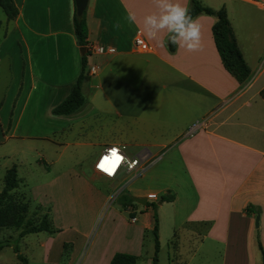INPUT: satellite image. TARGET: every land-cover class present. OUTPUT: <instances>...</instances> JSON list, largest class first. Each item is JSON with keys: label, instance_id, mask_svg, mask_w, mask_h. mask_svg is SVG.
<instances>
[{"label": "crops", "instance_id": "obj_1", "mask_svg": "<svg viewBox=\"0 0 264 264\" xmlns=\"http://www.w3.org/2000/svg\"><path fill=\"white\" fill-rule=\"evenodd\" d=\"M13 2L18 10L13 20L0 8L4 168L16 166L19 172L21 166L35 162L43 171L59 175L62 180L56 187L66 186L70 193L76 185L74 173L88 174L92 181L101 177L93 164L109 146L144 153L152 160L165 150L173 151L188 182L189 197L183 202L185 211L174 212L170 219L169 264H263L264 101L259 93L264 88V40L246 37L228 13L251 72L240 85L217 54L212 36L216 17L194 18L201 26L202 50L175 48L171 53L167 45L143 33V17L156 11L153 0H89L84 11L87 42L113 53H89L82 82L85 103L72 114L57 116L53 108L69 95L82 69L73 28L75 1ZM174 2L186 8L190 4V0ZM128 13L135 14L136 24L126 22ZM139 30L150 47L147 52L134 46ZM162 37L166 41V34ZM197 123L204 125L191 133ZM127 180L117 178L109 184L104 180V194L89 182L80 184V189L90 199L98 197L103 206L112 190L123 189ZM27 182L21 179L14 191L23 201ZM162 190L135 186L126 192L147 198V205L150 194L158 198V193L169 191ZM175 203L176 199L162 203L157 212ZM146 205L129 204L128 213H140L131 212L134 235L122 238V245L112 252L104 250L102 264H109L116 253L134 255L138 263L139 235L154 226L153 210ZM249 207L252 211L247 212ZM62 235L43 238L42 262L52 259L48 242L73 239L71 234Z\"/></svg>", "mask_w": 264, "mask_h": 264}, {"label": "rangeland", "instance_id": "obj_2", "mask_svg": "<svg viewBox=\"0 0 264 264\" xmlns=\"http://www.w3.org/2000/svg\"><path fill=\"white\" fill-rule=\"evenodd\" d=\"M252 1L253 3L244 0H201V4L216 11L224 8L227 16L229 13L234 23L241 25L246 37L250 35L262 41L264 40V0ZM262 63H264V58H262ZM124 153L129 158L136 155L133 150H125ZM4 163V161L0 162V191L4 186L6 171L13 167L4 168ZM34 164L35 162H32L31 167L28 164L21 166L17 172L20 182L21 179L28 181L23 189L25 202L28 204L27 219L32 220L34 224H39L43 217L47 216L49 226L54 233L40 232L20 237L19 229L0 228V242L5 244L0 250V264H102L100 255L104 250L112 252L122 245L120 242L122 238L126 235H134L133 225H129L132 215L120 205L117 196L127 188L135 186H141L150 191L165 188L169 191L158 193V199L166 194H171L176 199L175 204L163 205L157 212L160 250L156 264H169L168 247L172 239L171 235H173L170 219L174 212L185 211L183 202L189 197L188 182L173 151L161 152L141 176L134 179V182L131 180L132 183H129L130 175L127 176L123 171L120 172L117 178L125 177L128 180L122 184L124 187L121 188L122 191L118 187L112 190L110 199L103 206L100 205L98 197L90 199V195L80 189V184L89 182L95 190L104 194L107 188V184L104 183L107 179L104 177L97 176L99 179L92 181L88 178V174L74 173L76 185L69 193L66 186L56 187L62 180L59 179V175L49 174ZM29 171L32 172L27 173ZM107 183H112V180L108 179ZM151 203L156 202L148 200V204ZM137 208L141 207L137 206ZM131 212L134 215H140L138 211L132 210ZM62 233V237L65 234H71L73 239L68 242L61 239L58 244L48 242L46 246L52 252V259L50 263L42 262L40 243L43 238L46 236L55 238ZM152 235V230L139 235L140 258L137 264H153L154 236ZM50 245L53 246L50 247ZM14 247L26 263L17 258Z\"/></svg>", "mask_w": 264, "mask_h": 264}, {"label": "trees", "instance_id": "obj_3", "mask_svg": "<svg viewBox=\"0 0 264 264\" xmlns=\"http://www.w3.org/2000/svg\"><path fill=\"white\" fill-rule=\"evenodd\" d=\"M0 8L4 11L8 20L17 18L18 10L13 0H0ZM190 15L195 18L200 15L214 16L217 21L212 26L213 41L217 50V54L221 59V63L224 69L233 76L236 81L241 85L244 84L250 76V68L245 62L235 38L232 26L230 24L227 12L224 8L214 10L208 6L201 4V0H190L189 4ZM73 28L74 35L77 44L80 47H86L88 31L86 24L85 12L82 15L77 16L76 12L73 16ZM168 51L173 53L175 46L168 44ZM89 55L87 52L82 57V69L77 81L75 82L69 95L56 107L53 108V115H69L78 110L84 103L85 97L82 93V82L84 78L86 68V57ZM261 99L264 101V88L259 93ZM16 167L8 169L4 176V186L0 191V228H15L20 230V237L27 234L48 232L54 233L49 226L47 216H44L39 224H34L32 220L27 219L28 204L21 198L17 197L14 191L19 187L20 180L17 176ZM117 200L120 205L127 209L129 204H135L133 197H131L125 190L118 196ZM174 201V196L166 194L161 196L156 203L147 204L146 207H151L153 210L154 226L152 229L154 236V258L153 264L157 263V255L160 250L159 245V223L157 216V208L162 203H171ZM247 212L252 211L249 207ZM5 246L0 242V250ZM17 258L25 262V259L18 254V250L14 247ZM26 263V262H25ZM109 264H137V257L131 254L116 253Z\"/></svg>", "mask_w": 264, "mask_h": 264}, {"label": "clouds", "instance_id": "obj_4", "mask_svg": "<svg viewBox=\"0 0 264 264\" xmlns=\"http://www.w3.org/2000/svg\"><path fill=\"white\" fill-rule=\"evenodd\" d=\"M153 4L156 11L144 16L142 21L143 33L149 40L161 46L171 44L190 53L202 50L201 26L188 8L174 0H153ZM125 19L130 25L137 23L133 13H128ZM162 34H166V41Z\"/></svg>", "mask_w": 264, "mask_h": 264}, {"label": "built area", "instance_id": "obj_5", "mask_svg": "<svg viewBox=\"0 0 264 264\" xmlns=\"http://www.w3.org/2000/svg\"><path fill=\"white\" fill-rule=\"evenodd\" d=\"M134 46L137 50L141 52H147L150 50L149 45L146 43L142 32L139 30L136 33L134 38ZM87 52L95 53V54H106V53H113L112 49H105L100 46H94L92 44H87L86 46ZM91 72L94 73L95 69L92 67L90 69ZM204 123H197L191 129V133L196 131L198 128L203 126ZM125 147H118V146H109L104 149V151L95 159L93 164V169L101 177H104L109 180H115L119 176L120 172H125L128 176L130 175V181H133L137 177L141 176L150 165H152L155 160L150 159L146 154L140 153L138 155L129 158L124 153ZM115 152V156L113 153ZM119 157V159H117ZM103 165V168L101 167ZM104 169H109V171H105ZM119 195V194H118ZM148 199L151 201H156L158 198L155 194H150ZM131 213V212H129ZM135 218L130 217V221L134 222Z\"/></svg>", "mask_w": 264, "mask_h": 264}, {"label": "water", "instance_id": "obj_6", "mask_svg": "<svg viewBox=\"0 0 264 264\" xmlns=\"http://www.w3.org/2000/svg\"><path fill=\"white\" fill-rule=\"evenodd\" d=\"M74 1H75L76 14L77 16H80L85 11L89 0H74ZM86 51H87L86 47H81L78 52H80V54L84 56L87 53ZM133 200L135 203L141 206H145L147 203V198L134 197ZM258 226H259V216H256L255 227H258ZM262 259H263V264H264V255L262 256Z\"/></svg>", "mask_w": 264, "mask_h": 264}, {"label": "snow or ice", "instance_id": "obj_7", "mask_svg": "<svg viewBox=\"0 0 264 264\" xmlns=\"http://www.w3.org/2000/svg\"><path fill=\"white\" fill-rule=\"evenodd\" d=\"M113 155L115 156V152L113 153ZM117 159H119V157H117ZM101 167L103 168V165H101ZM105 171H109V174H111V171L109 169H104Z\"/></svg>", "mask_w": 264, "mask_h": 264}]
</instances>
